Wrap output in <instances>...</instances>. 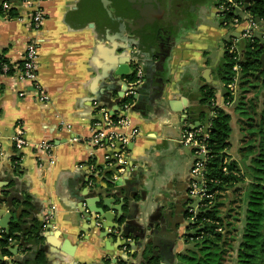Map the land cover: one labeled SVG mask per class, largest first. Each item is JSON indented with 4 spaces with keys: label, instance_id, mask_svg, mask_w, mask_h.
Segmentation results:
<instances>
[{
    "label": "crops",
    "instance_id": "crops-1",
    "mask_svg": "<svg viewBox=\"0 0 264 264\" xmlns=\"http://www.w3.org/2000/svg\"><path fill=\"white\" fill-rule=\"evenodd\" d=\"M224 1L145 0L142 5H149L150 13L145 19L136 12L138 0H44L39 30L31 29L25 7L13 4L17 8L13 17L0 11V57L12 65L10 72L0 73V204L6 196L12 197L13 209L21 207L25 226L41 220L49 209L53 212L41 231L42 241L31 244L27 252L19 244L18 254L31 252L33 258L40 249L44 264H116L120 257L136 264L134 238L144 233V239H149L150 231L151 252L158 255L151 264L167 254L169 241L174 258L185 248L182 202L187 198L193 153L177 139L182 128L190 125L183 112L198 110L194 119L201 126L207 120L201 114H214L210 101L203 99L204 91L212 90V103L224 106L225 45L238 36L220 25L219 6ZM258 24L264 31V19ZM31 37L39 38L36 79L45 101L38 100L32 85L19 77L18 62ZM131 40L144 44L142 74L146 70L149 85L140 88L141 98H133L123 112L138 128L125 157L139 170L119 178L122 174L111 171L117 165L107 162L112 150L96 147L88 139L101 107L114 115L122 113L123 79L130 74L115 73L118 61L125 59L119 52L126 50L115 47L127 46ZM17 123L27 138L21 149L9 138ZM42 142L51 143L50 150ZM89 160L95 165L94 173L88 168ZM108 178H117L116 183L129 191L123 207L130 216L125 226L130 241L125 245H120L119 236L111 241L100 237L98 220L93 225L82 203L98 194L97 205H101L99 191L111 185ZM113 197L118 204L119 198ZM2 213L4 209H0V227L6 224ZM157 230L162 241L154 237Z\"/></svg>",
    "mask_w": 264,
    "mask_h": 264
},
{
    "label": "trees",
    "instance_id": "trees-1",
    "mask_svg": "<svg viewBox=\"0 0 264 264\" xmlns=\"http://www.w3.org/2000/svg\"><path fill=\"white\" fill-rule=\"evenodd\" d=\"M0 2V11L3 12ZM12 4H18L21 0H6ZM244 0H242L243 3ZM227 4V0L222 4ZM14 6V5H13ZM6 10L5 14L9 17L16 15V7ZM224 12V19L230 20L236 15L232 6ZM246 12L254 19H264V0H250ZM238 54L225 51V61L221 72V81L225 87L224 106H230L238 110L239 114L247 116L240 117L241 128L247 129L241 136L245 139L239 154L247 157V172L249 183L241 194L244 211L242 216L241 234L235 248V259L233 264H264V61L260 55L264 52V39L259 36L242 38L236 44ZM237 54V55H236ZM7 63L10 72L12 65L4 57H0V73H3L1 63ZM239 69H233L235 64ZM21 65V62H18ZM130 80L135 77L130 76ZM236 80L234 93H231L226 86L229 82ZM246 86V87H245ZM255 89L254 98H249L245 102L244 93ZM204 100L208 103L213 115L201 114L207 119L205 131L208 134L207 145L209 148V158L204 169L207 192L213 193L212 201H204L206 204L200 206L195 213L193 220L187 219L189 230L184 234L185 241L194 240V244L185 248L177 254L174 264H223L224 255L233 247L230 238L226 237L225 232H230L228 226L231 222L227 221L230 209L220 210L219 198L223 191L243 181V176L239 174L238 167L234 160H226L227 148L230 146V125L231 114L221 105L212 103L214 93L212 90L204 91ZM254 99L258 100L255 102ZM124 99H122L123 101ZM260 101V102H259ZM208 116V117H207ZM255 116L257 118L255 119ZM256 120V121H255ZM189 126V125H185ZM243 150V152H242ZM225 161V162H224ZM188 195V194H187ZM185 206L193 200L187 196ZM188 216V214L186 213ZM237 219V218H236ZM23 223L22 213L14 215L9 220L7 231L0 234V264H44L45 258L39 249L33 258L25 261H13L10 247L13 241L21 240L20 248L27 252L31 250V244H38L42 241L41 231L43 230L42 220L33 219L26 226ZM233 229V228H232ZM221 230V231H220ZM8 256V258H3ZM116 264H132L127 259L120 257Z\"/></svg>",
    "mask_w": 264,
    "mask_h": 264
},
{
    "label": "built area",
    "instance_id": "built-area-1",
    "mask_svg": "<svg viewBox=\"0 0 264 264\" xmlns=\"http://www.w3.org/2000/svg\"><path fill=\"white\" fill-rule=\"evenodd\" d=\"M44 0H21L16 7H25L27 9V16L32 30H39L44 19V11L40 3ZM3 11L10 9L13 4L8 1H3L1 4ZM234 8L236 15L230 20L224 19V12L230 7ZM14 7V6H13ZM221 13V23L224 27L237 31L236 37L230 38V43L226 50L228 53L238 52L236 44L242 38H251L259 36L264 39V31L258 27V22L243 9L242 0H227V4L219 6ZM244 13V15H242ZM6 15V14H5ZM241 26V28H239ZM39 38L31 37L25 44L23 58L21 61L20 78L27 81L32 85L33 89L37 92V99L45 101L47 98L43 89L37 83V55H38ZM238 54V53H237ZM236 54V55H237ZM2 70L5 72L9 67L8 64L1 63ZM233 69L238 70L239 65L236 63ZM135 78L127 83V87L122 94L124 99L121 102L122 113L114 115L112 111L101 107V116L93 123L91 134L88 141L96 147H105L112 150V153L106 155L109 164H116L119 171L123 170L127 164L125 157L126 146L129 142L133 141L138 133V128L131 124L130 120L123 115V112L128 109L133 101L134 84L140 82L142 76V67L140 64L134 68ZM231 93H234L236 80L229 82L226 85ZM224 104V103H223ZM204 126H185L177 139L180 145L188 146L193 153V162L190 169V181L188 187V197L193 202L187 204L186 213L187 218L193 220L195 213L200 206H204L206 199L208 202L212 201L213 193L207 192L206 180L204 176V169L206 162L209 158V148L207 145L208 134L203 129ZM15 148L21 149L27 144L24 127L17 123L14 126V132L9 136ZM41 146L49 149L51 143L42 142ZM3 154L2 146L0 143V157ZM226 161V160H225ZM224 161V162H225ZM89 170L94 173L95 165L88 161ZM53 217L51 209L46 211L42 217L43 229L49 224Z\"/></svg>",
    "mask_w": 264,
    "mask_h": 264
},
{
    "label": "water",
    "instance_id": "water-1",
    "mask_svg": "<svg viewBox=\"0 0 264 264\" xmlns=\"http://www.w3.org/2000/svg\"><path fill=\"white\" fill-rule=\"evenodd\" d=\"M249 2L250 0H244L243 1V9L247 10L249 7ZM255 20L258 22L260 19L259 18H255ZM120 39V38H119ZM123 41V39H120ZM132 42L129 43L127 46L125 45H120L117 44L115 47L117 49H123L126 47V50L123 52H119V55H123L125 56V59L123 61L119 60L118 63L116 64L117 69L115 70V73L117 75H125V74H133L134 71H130V68L133 67L135 68L136 65L140 64L141 67L142 65H144V52L142 51L144 44L140 41H135V40H131ZM112 47V46H111ZM146 57V55H145ZM260 59L263 62L264 61V52L260 55ZM116 68V67H115ZM134 70V69H133ZM135 75V74H134ZM134 77V76H133ZM131 77L128 78H124L123 79V83H124V90L127 87V83L130 80ZM142 82V85L139 87L138 85ZM149 85V75L147 74L146 70L144 75L142 74L141 76V80L140 82L134 84L133 88H134V93L132 95V97L134 98V100L137 98L139 100V98H141V90L140 88H148ZM222 95L224 96V92H225V87L224 85L222 86ZM224 98V97H223ZM199 111L195 110V109H190L187 112H183V119L188 121L190 123L191 126H200L201 123L199 120H195L194 117L198 116ZM206 125H207V120L203 121V129H206ZM177 144H179L177 142ZM139 167L136 166L135 164H133V162L127 163L123 170L119 171V167L118 165L116 166V168L111 169V171L116 170V172L122 174L120 176H118L119 178L124 177L123 174H125V176L128 175V173H132L134 170H139ZM118 178V179H119ZM125 179V178H124ZM116 179H107L108 183H111V185L109 187H107L105 189L104 192L99 191V194L101 196V205H97L99 197L97 195L95 196H91L83 199V204L86 205V208L88 210V212H90L92 218H93V225L96 224V221L98 220L99 225L98 229H99V236L100 237H106L109 238L110 237V241L112 240V237H116L119 236L122 239V243L120 245H125L126 241L129 242L130 239L128 237L127 230L125 228L126 226V222L129 221V214L126 213L123 209V207L125 206V199L128 198L130 199V197L128 196L129 191L124 190V185H121L119 182L116 183ZM115 181V182H114ZM113 187H117L114 189V191H111V189ZM123 190L125 192H123ZM133 193H131L130 196H132ZM116 196L119 198V203L115 204L114 203V197ZM4 205L0 204V209H4V213H2V215L4 216L5 220H6V224H3L0 228L5 229V231L8 230L7 227V222L9 221L10 218L13 217L14 215H18L19 211H21V207L18 206V208L13 209V205H12V197H8L6 196L4 199ZM13 210V212L11 213L10 211ZM88 212H84V214H87ZM123 222V224H122ZM158 232V233H157ZM155 233V232H154ZM148 235L150 236L149 239H144V233L138 234V236H136L134 238V244L138 245V248L135 251V255L136 257L138 256L139 259V263L136 262V264H151V260L153 259V257L158 256L157 254H154L151 252V231L148 232ZM162 234L161 232H159L158 230L156 231V233L154 234L155 239H159L160 241H162ZM21 243V240L13 243L12 246L10 247V251L13 254V257L11 260L13 261H25L27 258H29V256H31V252L27 253L26 255H20L17 253V247L18 245ZM149 245V246H148ZM144 246V247H143ZM33 248H35V246H33ZM140 248V249H139ZM150 249V250H149ZM132 254V253H131ZM1 258V257H0ZM123 258V257H122ZM125 258V257H124ZM160 261L158 262V264H173V260H172V254L169 255H165V254H161L159 256ZM129 263H131L130 261H128Z\"/></svg>",
    "mask_w": 264,
    "mask_h": 264
},
{
    "label": "rangeland",
    "instance_id": "rangeland-1",
    "mask_svg": "<svg viewBox=\"0 0 264 264\" xmlns=\"http://www.w3.org/2000/svg\"><path fill=\"white\" fill-rule=\"evenodd\" d=\"M219 22L220 25L222 27H224L221 24V18L222 16L219 15ZM258 27L262 28L261 24H258ZM222 43H219V48L223 47ZM216 47V48H218ZM246 87V86H245ZM254 93H255V89H251L248 92L244 93V99L245 102H248L249 98H254ZM255 102H258V100L254 99ZM260 102V101H259ZM224 105V104H223ZM226 106V109L224 108V106H222L225 110L229 112L232 111V117H233V121H231L230 123L232 124V130L230 132V146L229 148H227L226 152L227 154V158L229 161L234 160L237 167H238V173L241 174L243 176V181L235 184L234 186L226 189L225 191L222 192L219 201L221 202V206H220V210L222 211L221 213L223 214L224 210L226 209H230L228 212L230 213L229 217L227 218V221L231 222V226H228V228L230 229V232H225V235H227L226 237H231L230 238V244L233 247L231 250H229L228 252L225 253L224 255V260H223V264H233V261L235 259V248L236 245L238 243V240L240 238V230L243 224L242 221V216H243V207L242 205L244 204V202H242L241 200V194L244 193L245 188L247 187L248 183H249V174L247 172V168H246V163H248V157L247 159L239 154V150H241V145H243V142L245 141L244 138H242L241 136L243 135V133L247 132V129H243L241 128L240 124L242 123V121H239V116L240 117H244L247 116L246 114H239L238 110H233L231 105L230 106ZM257 118V116H255V119ZM256 121V120H255ZM243 152V150H242ZM187 208V207H185ZM237 218V219H236ZM233 228V229H232ZM192 232L193 230H189V228L186 229V233L188 232ZM221 231V230H220ZM184 242V247L187 248L189 246H191L192 244H194V240L191 239V241H183ZM184 248V249H185ZM183 249V250H184ZM182 250V251H183ZM176 260V259H175Z\"/></svg>",
    "mask_w": 264,
    "mask_h": 264
},
{
    "label": "flooded vegetation",
    "instance_id": "flooded-vegetation-1",
    "mask_svg": "<svg viewBox=\"0 0 264 264\" xmlns=\"http://www.w3.org/2000/svg\"><path fill=\"white\" fill-rule=\"evenodd\" d=\"M138 2H140V4L141 5H138V7L139 8H137L138 9V11H136V12H138V13H141V15L145 18V19H147V18H149V16H150V13H149V11H148V8H149V5L148 6H144L143 7V5L142 4H145V0H138ZM220 10V9H219ZM229 43H230V41H228L227 43H226V45H225V50H226V48H227V46L229 45ZM189 182V181H188ZM188 191V190H187ZM187 191L185 192L186 194V196H188L187 194ZM186 201L184 200L183 202H182V204H183V208H182V218H183V220H184V222H186V228H185V231H186V229L188 228V225H187V222H188V218H187V215H186V206H185V203ZM186 232H184V234H185ZM184 234H183V238H184ZM173 237L174 238V234H170V237ZM169 248H166V252H167V254L166 255H171L172 254V260H173V262H175V259L177 258V256L174 258V255H173V251H172V248H173V242H171V241H169ZM171 247V248H170ZM164 250V249H163ZM174 264V263H173Z\"/></svg>",
    "mask_w": 264,
    "mask_h": 264
}]
</instances>
